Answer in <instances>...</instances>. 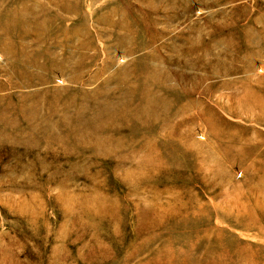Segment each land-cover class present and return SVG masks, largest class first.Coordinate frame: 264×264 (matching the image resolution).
<instances>
[{
  "label": "rangeland",
  "instance_id": "1",
  "mask_svg": "<svg viewBox=\"0 0 264 264\" xmlns=\"http://www.w3.org/2000/svg\"><path fill=\"white\" fill-rule=\"evenodd\" d=\"M0 264H264V0H0Z\"/></svg>",
  "mask_w": 264,
  "mask_h": 264
},
{
  "label": "bare ground",
  "instance_id": "2",
  "mask_svg": "<svg viewBox=\"0 0 264 264\" xmlns=\"http://www.w3.org/2000/svg\"><path fill=\"white\" fill-rule=\"evenodd\" d=\"M164 103V102H163ZM165 105V104H164ZM28 125H31V124H28ZM31 128H34V125L31 126ZM45 136H50L48 138H53V136H51V134L47 133Z\"/></svg>",
  "mask_w": 264,
  "mask_h": 264
}]
</instances>
